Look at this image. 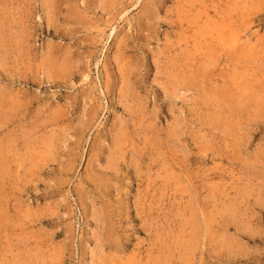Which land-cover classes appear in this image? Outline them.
Listing matches in <instances>:
<instances>
[{
  "label": "rangeland",
  "instance_id": "1",
  "mask_svg": "<svg viewBox=\"0 0 264 264\" xmlns=\"http://www.w3.org/2000/svg\"><path fill=\"white\" fill-rule=\"evenodd\" d=\"M0 264H264V0H0Z\"/></svg>",
  "mask_w": 264,
  "mask_h": 264
},
{
  "label": "bare ground",
  "instance_id": "2",
  "mask_svg": "<svg viewBox=\"0 0 264 264\" xmlns=\"http://www.w3.org/2000/svg\"><path fill=\"white\" fill-rule=\"evenodd\" d=\"M237 45V44H236ZM241 45V44H240ZM243 45V44H242ZM232 46V45H231ZM245 49V48H244ZM246 50V49H245ZM238 53V52H237ZM243 62V61H242ZM204 76H205V74H204ZM200 77V76H199ZM215 85V84H214ZM234 108H235V106H234ZM219 109V108H218ZM227 123V122H226ZM229 130V129H228ZM116 156V155H115ZM209 226V225H208Z\"/></svg>",
  "mask_w": 264,
  "mask_h": 264
}]
</instances>
